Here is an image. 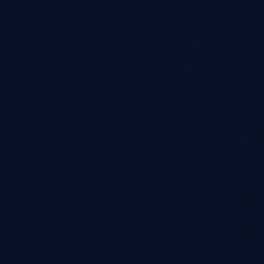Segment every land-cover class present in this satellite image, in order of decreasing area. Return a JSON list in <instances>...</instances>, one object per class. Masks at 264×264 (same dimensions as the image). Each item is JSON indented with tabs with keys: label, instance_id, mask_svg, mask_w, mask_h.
Returning <instances> with one entry per match:
<instances>
[{
	"label": "water",
	"instance_id": "95a60500",
	"mask_svg": "<svg viewBox=\"0 0 264 264\" xmlns=\"http://www.w3.org/2000/svg\"><path fill=\"white\" fill-rule=\"evenodd\" d=\"M0 264H264V0H0Z\"/></svg>",
	"mask_w": 264,
	"mask_h": 264
}]
</instances>
